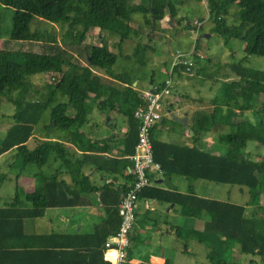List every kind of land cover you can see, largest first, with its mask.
Here are the masks:
<instances>
[{"label": "trees", "instance_id": "16d2710c", "mask_svg": "<svg viewBox=\"0 0 264 264\" xmlns=\"http://www.w3.org/2000/svg\"><path fill=\"white\" fill-rule=\"evenodd\" d=\"M1 4L13 9V27L4 46L13 50L24 49V44L32 46L38 42L39 52H31L25 61L0 59V99L12 103H20L14 115V122L6 128L0 138V155L15 148L16 163L13 168L25 169L28 165L43 166L50 153L63 149L60 143L38 141L33 148H28L26 142L32 137L33 127L39 122L46 110L50 112V123L47 128L66 130L70 135H79V127L86 121L87 115L95 105L102 111L116 110L127 121L128 130L125 133V148L128 144L132 149L126 151L132 154L138 139V119L134 116L136 107L143 103L142 97L131 86L132 77L128 73H116L108 68L105 72L112 78L126 82L122 90L101 81L92 72V57L108 49L102 45L94 47L84 44L87 34L93 28L111 27V31L120 35V44L129 37L130 32H136L130 25L132 14L141 13L145 24L149 27L159 23L168 15L177 14L174 0H146L141 5L132 0H0ZM211 22L210 30L221 36L226 42L231 39L243 42V51L248 55L264 57V0H204ZM238 9L232 13L233 22L228 16L232 7ZM33 17L66 26L59 40L51 33L40 30L31 31L29 23ZM186 24L185 27L189 28ZM150 49L147 43H137L128 56L134 57L139 65L145 66V54ZM82 56L85 64L81 65L79 58L73 57L71 51ZM198 50V39L195 51ZM121 54L120 51V56ZM97 56V55H96ZM125 56V55H123ZM246 57L238 62H232L230 69L237 76L230 82L236 107L230 104L224 108L216 105L207 108H195L189 114V124L193 132L192 144L178 145L163 143L151 136L154 160L156 147H160L168 163L160 161V167L166 174H183L190 179H202L215 184L238 186L240 193L248 197L242 203L230 199L220 200L212 197H202L193 192L180 194L164 192L155 188L144 187L139 193L152 195L154 198L167 199L181 205V214L185 216H207L204 231L217 235L219 245L210 247L207 259L210 264H243L245 256H257L264 259V155L261 160H253L248 156L246 145L248 140L257 142L264 150V70L244 65ZM74 58V59H73ZM96 59L100 57L97 56ZM109 61H111L109 59ZM181 70L186 73L195 72L206 78H214L215 74L206 68H196L186 62H179L172 68L173 72ZM45 73H60L61 77L53 84H46L47 92L44 99H29L31 88L30 76ZM235 91V92H234ZM65 97L64 102L55 103V96ZM168 95V94H166ZM188 97L187 99H189ZM98 102V100H100ZM161 101V100H160ZM227 119H222L225 118ZM160 120V119H159ZM158 120V121H159ZM247 121L252 130L247 134L236 132L223 133L224 122L230 126L239 127ZM243 126V125H241ZM152 131V130H151ZM217 132L218 149L209 150L199 145L201 138ZM239 131V128H238ZM226 146L221 153L220 145ZM184 161L185 165L174 161ZM103 159V157H102ZM104 162V163H103ZM93 160L90 163L98 170L114 173L120 159ZM111 163H115L111 166ZM132 169V164H131ZM18 171V170H17ZM16 171V172H17ZM133 180V172L130 174ZM87 176L84 180L89 181ZM127 184L121 189L113 186H95L91 190L99 192L102 201L103 191L110 195L105 203L107 216L105 220L94 227L88 236L97 235L93 246L88 245L85 254H78L66 246L76 249L78 244L55 240L56 234L29 233L25 229V221L41 217L46 208L74 206L75 191L66 187L65 181L57 175L45 177L41 192H27L22 198L4 204L0 207V264H75L80 257L89 264H110L103 258V246L106 238L117 232L120 215L118 204ZM79 184H88L82 182ZM24 203L25 205H23ZM251 207H254L255 210ZM257 209V211H256ZM62 239V238H60ZM85 241V240H84ZM88 244V242H86ZM235 252L229 260L224 258V251ZM73 262V263H72ZM251 263H255L251 260Z\"/></svg>", "mask_w": 264, "mask_h": 264}, {"label": "crops", "instance_id": "0c3cea01", "mask_svg": "<svg viewBox=\"0 0 264 264\" xmlns=\"http://www.w3.org/2000/svg\"><path fill=\"white\" fill-rule=\"evenodd\" d=\"M176 19L177 18L173 17V24L171 26L177 24H174ZM159 23L160 27L165 29L168 27L169 19H163ZM186 24L190 25L189 28L185 27V29H183L192 32L197 41V34L194 32L195 26L192 27L189 22ZM177 25H179V23ZM94 29L95 28L91 29L90 32ZM98 37L100 39V36ZM168 41V51L171 58L169 61H163V67L159 65L158 58L154 55L150 56L147 52L144 58L146 62L145 66L139 65L138 62H135L136 60L129 66L127 59L129 58L128 55L131 53L125 56H120V54L117 56L108 48L106 50L102 49L103 52L100 54L96 53V55L100 57V61L96 59L97 56L94 54L92 57V72L99 76L103 83L122 90L126 87V82H121L110 77L104 70L108 68L114 70V66L121 65L120 68L123 71L125 70V72H118L117 70H114V72L121 74L128 73L133 81L131 86L141 95L142 92L150 90V84L152 87L159 86L168 77L167 73L172 69L173 54H175L176 50L180 49V47L176 46L172 50L169 44L170 39ZM86 43L88 44L89 41L84 40V44ZM99 46L102 45L100 44L98 47ZM27 47H29V45L25 46V48ZM31 52L39 51L36 50ZM197 52L200 53V50L198 49ZM71 54L73 57L79 58L78 61L81 65L85 64L82 56L77 55L76 51H71ZM30 55L31 54H28V58ZM202 55L203 58L196 57V55L192 54L186 55L183 60L188 65L193 66L194 69L203 67L209 70V61L207 60V63H205L204 54ZM109 59L111 61H109ZM156 71L162 74V77H159L161 81L158 83H156V79H158ZM193 74H195V72L186 73L181 70L173 72V87L171 93L165 96L163 104L160 102L162 116L160 120L154 124L151 131V136L154 139L163 143H174L178 145L192 144L193 132L189 124L190 112L195 108H210L218 105L215 100H212L210 103H205L201 98L193 95H173L176 77L181 75L191 76ZM199 76L202 77V75ZM39 93L40 94L35 99H44V93ZM188 97L190 98L187 99ZM65 100V97L57 94L53 101V105L55 103L64 102ZM99 101H101V99L98 100V102ZM230 104L227 103L224 105L228 107ZM93 106L94 107L87 115L86 121L79 127V135H70L66 130L62 129L47 128L46 125L50 123V119L48 122L41 121L40 119L39 122L34 125L33 134L30 138L33 139L34 146L38 141H49L60 143L63 149L59 148L50 153L46 164L43 166L39 167L32 164L28 165L23 170L18 167V171H14L19 182L18 193L15 199H20V201H22L21 198L24 193L41 192L44 188L45 177L50 175L59 176L65 181L68 189L75 191L74 201L76 204L74 206L46 208L43 216L31 219V221H29V219L26 220L25 229L27 225L26 231L29 233L56 234L62 239L59 238L55 240L78 244L76 249L73 248L74 246H72V248H69L70 246L65 247L67 251L71 250L78 254H85L88 251V245L90 244V246H93L91 243L96 241L95 238L98 234L88 236L86 239L81 238H83L84 235L91 234L94 227L101 224L107 216L105 203H108L110 195L107 191H103L102 201H100L98 197L99 192L92 191L91 189L95 186L102 187L108 185L110 187H116L119 190L130 183V174L132 173L131 154L126 152L127 150L130 151L132 147H130V144H128L126 148L124 146L125 133L128 130L126 119L116 110L102 111L95 105ZM94 109H97L100 114H107L110 119H95L91 117L93 116L92 113ZM166 117L170 119H166ZM183 118H186V124L182 122ZM222 119L227 118L225 117ZM241 125H243V122L236 128V131L238 128L242 130ZM186 126H188V128ZM230 127L232 126L224 122L222 132H232L233 129H230ZM217 134L218 133L215 131L203 136L199 141V145L209 150L218 149V144H216ZM220 146V152L224 153L226 151V146L224 144ZM7 152H12L13 160L9 165L13 169V165L16 163V149H9L2 153L0 158ZM155 155L157 156V160L155 161L159 165L160 161L166 163L170 161V159L164 157L160 147H156ZM110 158L124 161L121 162V164L117 163L114 173L98 170L94 164L90 163V161L92 162L93 160L103 162V160H109ZM174 161L177 165L180 164L181 167L185 165V162L180 161L178 158ZM114 164L115 163H111V166H114ZM85 176L89 178V181L84 180ZM150 177L151 183L148 187L164 192H178L180 194L193 192L198 196L214 198L208 193H214L217 188V184L213 182L202 179H190L183 174L177 173L166 174L163 171L158 173L156 170H151ZM82 182H89L91 186L88 184H79ZM238 191L240 190L238 189ZM148 194V192L147 195L141 194L136 202L135 221L131 231V243L126 250V264H188L190 262L193 264H210L207 259L208 251L210 247L219 245V238L217 235L209 234L204 231L205 219H211V214L207 216H185L180 212L181 205L179 203L164 198H154L152 195L148 196ZM217 199L222 200L224 198L220 197ZM22 204L25 205L24 203ZM2 206L3 205L0 207ZM49 210L50 212L47 213ZM111 235H109L106 240ZM86 242H88V244H86ZM234 252V248L231 252L225 250L224 258L229 260ZM103 258L108 261L104 257V254ZM75 264H89V261L80 257ZM95 264H98V261H95Z\"/></svg>", "mask_w": 264, "mask_h": 264}, {"label": "rangeland", "instance_id": "374dc122", "mask_svg": "<svg viewBox=\"0 0 264 264\" xmlns=\"http://www.w3.org/2000/svg\"><path fill=\"white\" fill-rule=\"evenodd\" d=\"M138 4H145L146 0H132ZM177 14V18L174 22V25L168 24V27L163 29L160 27V23H154V26L149 27L145 24L143 16L141 13L132 14L131 21L129 25L136 31L130 32L129 37L126 38L122 44H120L121 50L118 47V41L120 40V35L111 31V27L105 26L103 28H95L92 32H89L85 38L86 41H89L88 45H104L113 51L117 56L121 54L126 55L133 52L136 44L147 43L150 47L147 54L150 56H155L158 58V63L163 67V61L170 60V53L168 51V40L170 39V47L175 48L176 46L180 47V50L187 52L192 50L196 44L194 34L189 31H185V25L187 22L193 26L196 25V22H201V28L196 38H198V49L201 54H204L205 63L209 61V71L213 72L214 78L201 77L197 74L191 76L181 75L176 77L175 90L173 95H193L195 97L201 98L203 102L210 103L212 100H215L218 104L223 105L226 108L227 103H232L233 107L237 108L236 101H240L242 98L239 95L235 99H232L234 95L230 82L237 79V76L230 69V64L232 62H238L240 59L246 57V54L243 51V42L241 40L231 39L225 41L221 36L215 32H211V22L208 19V13L203 0H174ZM204 3H203V2ZM238 7L234 5L232 7L231 14L228 16L229 22H233L232 13L236 11ZM166 16L164 19H167ZM188 20V21H187ZM181 24V25H180ZM13 27V9L6 7L0 2V59H10L17 61H25L28 59V54H31V51L40 50L38 42H34L32 46L25 48L27 44H24V50H13L8 46L3 45V41L8 40L12 32ZM29 28L31 31H44L53 34L56 38H60L66 26H62L58 23H53L39 17H33L29 23ZM184 28V29H183ZM100 36V39L99 37ZM87 44V43H86ZM20 51V52H18ZM29 51V52H28ZM74 52V50H72ZM153 53V54H152ZM135 58L130 57L127 59V63L130 66L134 63ZM85 62V61H84ZM136 62V61H135ZM137 63V62H136ZM136 65V64H135ZM244 65L249 66L255 69L264 70V57L248 55ZM159 66V68H160ZM121 65L114 66L113 69L118 72H125L121 68ZM128 67V66H125ZM124 68V67H123ZM101 71V70H99ZM158 79L156 83L160 82L162 74L156 71ZM47 75L37 74L29 77L31 81V88L29 93V99H35L40 93L47 92L46 84H53L48 81ZM57 78V77H56ZM146 78V77H145ZM50 80V79H49ZM235 92V91H234ZM169 95V94H168ZM164 95L161 98V103L164 102ZM261 99L264 100V95L261 96ZM227 102V103H226ZM20 103H12L6 101L5 99H0V138L3 135L6 128H8L14 122V115L19 107ZM95 119H110L107 114H100L97 109L93 110L92 113ZM50 119L49 109L44 112L41 117V121H47ZM166 119H170L166 117ZM237 127H230V129H235ZM224 130V129H223ZM252 130V126L247 121L243 122L242 130L239 129L236 132L242 134H247ZM28 148L34 146L33 139L28 140ZM246 151L248 156L253 160H261L264 155L263 148L255 141L248 140L246 145ZM13 160L12 152H7L0 158V206L6 203H9L17 197L19 182L17 180V175L14 174V171H17V168H13L9 165ZM214 185V184H212ZM238 186H230L228 184H217V188L214 193H208L214 198H224L222 200L230 199L234 202L242 203L247 199L246 194L240 193L238 191ZM203 193V191H202ZM220 193V194H219ZM264 202V199L263 201ZM254 209L251 207L250 209ZM257 211V209H256ZM47 211V213H49ZM31 221V219H29ZM27 229V225H26ZM243 264H264V259H260L257 256H245L242 258ZM251 260H254L255 263H251ZM193 264V263H188Z\"/></svg>", "mask_w": 264, "mask_h": 264}, {"label": "built area", "instance_id": "2783aa9c", "mask_svg": "<svg viewBox=\"0 0 264 264\" xmlns=\"http://www.w3.org/2000/svg\"><path fill=\"white\" fill-rule=\"evenodd\" d=\"M201 22H196L194 32L198 35ZM196 40V39H195ZM196 55L203 58V55L192 50L184 52L176 50L172 57V68L179 62H184V56ZM167 73L165 81L151 90L141 93L143 103L139 104L134 116L138 119V139L130 158L132 161L133 180L124 191L118 204L120 223L116 233L111 235L104 243L103 254L110 264H126V250L131 243V231L135 221V206L141 190L151 183L150 171L156 170L161 173L160 165L154 160L151 143V130L154 124L161 118L162 109L160 100L162 96L170 94L173 87L171 71ZM57 77V78H56ZM61 77L60 73L47 75L50 83H55ZM50 79V80H49Z\"/></svg>", "mask_w": 264, "mask_h": 264}, {"label": "water", "instance_id": "95a60500", "mask_svg": "<svg viewBox=\"0 0 264 264\" xmlns=\"http://www.w3.org/2000/svg\"><path fill=\"white\" fill-rule=\"evenodd\" d=\"M167 11H168L169 24L172 25V24H173V17L169 15V9H168ZM149 88H150V90L152 91V85H151V84L149 85ZM182 122H183L184 124H186V122H187V121H186V118H183V119H182ZM186 127L188 128V126H186Z\"/></svg>", "mask_w": 264, "mask_h": 264}]
</instances>
